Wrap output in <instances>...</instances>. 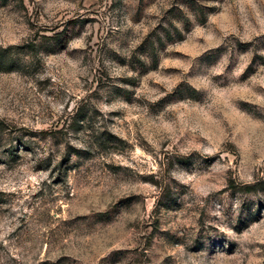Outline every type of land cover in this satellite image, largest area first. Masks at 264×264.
I'll use <instances>...</instances> for the list:
<instances>
[{"label":"rangeland","instance_id":"rangeland-1","mask_svg":"<svg viewBox=\"0 0 264 264\" xmlns=\"http://www.w3.org/2000/svg\"><path fill=\"white\" fill-rule=\"evenodd\" d=\"M0 264H264V0H0Z\"/></svg>","mask_w":264,"mask_h":264}]
</instances>
